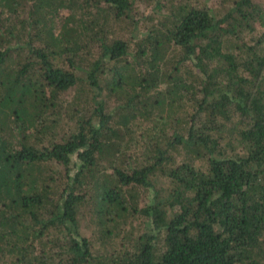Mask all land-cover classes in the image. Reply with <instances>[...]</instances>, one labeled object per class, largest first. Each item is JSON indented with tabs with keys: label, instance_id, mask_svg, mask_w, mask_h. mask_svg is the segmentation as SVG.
<instances>
[{
	"label": "trees",
	"instance_id": "1",
	"mask_svg": "<svg viewBox=\"0 0 264 264\" xmlns=\"http://www.w3.org/2000/svg\"><path fill=\"white\" fill-rule=\"evenodd\" d=\"M148 1L0 0V264H264V2Z\"/></svg>",
	"mask_w": 264,
	"mask_h": 264
},
{
	"label": "rangeland",
	"instance_id": "2",
	"mask_svg": "<svg viewBox=\"0 0 264 264\" xmlns=\"http://www.w3.org/2000/svg\"><path fill=\"white\" fill-rule=\"evenodd\" d=\"M204 1L206 2V0H200L201 3H204ZM259 2H264V0H258ZM154 3H155V0H150L148 1L147 3H142L141 4V7H140V10L142 11V14L144 15H149L151 12H152V9H153V6H154ZM208 3V4H207ZM207 5L209 7H212L213 9H216L217 5H218V1L217 0H214V1H207ZM129 28L125 29L124 27L122 28V31L123 32H126L128 31ZM137 35V34H136ZM135 35V36H136ZM69 93H66V96H65V99H68L69 98ZM134 225H135V228H139V224H138V221H134ZM85 233L88 234V231H85Z\"/></svg>",
	"mask_w": 264,
	"mask_h": 264
}]
</instances>
